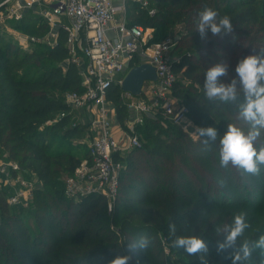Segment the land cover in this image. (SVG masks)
<instances>
[{
  "label": "trees",
  "instance_id": "1",
  "mask_svg": "<svg viewBox=\"0 0 264 264\" xmlns=\"http://www.w3.org/2000/svg\"><path fill=\"white\" fill-rule=\"evenodd\" d=\"M3 1L0 0V4ZM151 1L157 3L153 14L141 3L129 0L134 13L127 19L130 24L153 28L152 41L165 39L162 37L164 30L158 29L160 26L185 25L179 44L187 50L173 60V68L187 81H198L203 86L207 68L226 60L229 78L221 80L228 83L236 75L235 67L240 59L264 49V0ZM4 6L0 5V11ZM205 6L216 10L220 16L231 18L238 38L235 43L231 36L212 37L210 32L208 41H201L195 25L198 13ZM29 19L35 24L31 28L26 23L30 33L43 35L48 32L49 23L41 21L42 17L31 19L23 15L19 21ZM2 41L0 33V145L8 147L12 155L21 153L22 157L16 160L36 172L43 185L35 189L36 208L33 211L30 206H9L6 193H0V251H8L0 264H108L117 255L126 254L121 245L140 233L150 235L153 244L147 252H134L131 264H167L160 233L167 240L171 253L180 256L176 259L179 264H200L197 256H189L183 249L172 247L170 223L176 224L177 235L196 234L206 240L210 250L208 264H231L227 253L218 255L216 252L217 242L223 237L216 235L215 228L231 223L234 215L240 212L246 214L250 227L239 239V244L245 240L254 242L264 235V166L259 176H241L231 165L227 170L221 168L219 138L227 128L205 112L213 109L249 126L238 115L242 93L236 104L217 105L201 98L197 88L174 91L194 121L201 127L217 129L216 144L210 148L214 154L205 158L194 151L189 155L188 143L173 132L169 133L171 137L153 136L152 129L146 128L156 124L158 117L146 116L136 131L144 124L146 128L142 132L150 143L143 141L131 150H145L155 175L147 178L135 173V169L126 171L123 168L114 209L112 212L101 209L100 216L92 212L106 205L101 197L91 195L75 201L65 197L62 190L58 168L63 167L70 174L82 156L47 145L50 132L63 133V136L80 133L79 126L71 125V106L64 97L68 91H82L77 66L69 61L65 31L60 29L52 46L39 45L26 51L11 49L13 53H6V43ZM121 94L122 89L117 85L107 91L108 99L116 106L117 120L125 127L130 112ZM254 146L257 150L264 147V129ZM131 157L130 151L124 164L129 163ZM220 179L226 180L225 187L218 183ZM26 211L32 213L28 212L36 228L24 225ZM89 216H92V223L87 230H77L80 221ZM245 264H264V251L255 249Z\"/></svg>",
  "mask_w": 264,
  "mask_h": 264
},
{
  "label": "built area",
  "instance_id": "2",
  "mask_svg": "<svg viewBox=\"0 0 264 264\" xmlns=\"http://www.w3.org/2000/svg\"><path fill=\"white\" fill-rule=\"evenodd\" d=\"M15 1V2H14ZM129 0H51L45 2L49 22L65 19L60 27L66 33L69 61L73 62L82 78V91H68L65 101L74 109L90 114L96 135L74 171L63 180L65 197L80 201L87 196H99L113 211L119 192L124 158L131 149L140 146L137 125L146 116L159 113L181 120L188 108L175 103L173 91L178 74L173 68V41L170 38L152 41V28L130 24L127 19ZM141 3L143 0H131ZM14 2L11 13L15 19L23 16L25 8L42 5L44 0H4ZM150 14L154 9L149 10ZM148 62L156 68L157 79L147 80L143 92L134 96L122 91V98L130 112L122 127L117 120L115 104L107 91L117 85L136 64ZM64 114V113H62ZM51 120L50 122H53ZM21 165L8 158L0 159V192L6 193L12 207L30 205L34 186L18 176ZM21 183L23 186H19ZM29 185V186H25ZM25 186V187H24ZM12 188L13 191H9ZM1 219V212H0Z\"/></svg>",
  "mask_w": 264,
  "mask_h": 264
},
{
  "label": "clouds",
  "instance_id": "3",
  "mask_svg": "<svg viewBox=\"0 0 264 264\" xmlns=\"http://www.w3.org/2000/svg\"><path fill=\"white\" fill-rule=\"evenodd\" d=\"M195 30L199 33L202 42H207L209 32L212 37L231 36L232 42L238 39L234 34L231 18L205 6L198 13ZM236 75L230 82H222L221 78H229V63L221 60L207 68L203 85L204 96L209 103L217 105L236 104L243 95V101L238 104L239 118L249 125L245 132L242 128L228 124L227 131L219 138V165L228 169L229 165L241 175L259 176L264 166V147L259 150L254 146L264 129V49L259 54L248 55L240 59L235 67ZM191 122H189L190 126ZM184 131H188L185 126ZM193 136L202 138L205 149H210L216 144L218 132L215 127H196ZM221 187L226 186V180L218 181ZM250 225L246 222L243 212L234 215L231 223H225L215 228L217 236L223 239L217 242V254L227 253L231 264H245L250 261L253 251H264V235L252 242L245 240L239 244V239L244 235ZM169 237L172 247L183 249L189 256H197L200 264H208L207 256L209 247L206 240L196 234L177 235L175 223L169 224ZM153 244L152 237L147 233H140L131 240L121 245L126 254L117 255L108 264H131L132 254L136 251L147 252Z\"/></svg>",
  "mask_w": 264,
  "mask_h": 264
},
{
  "label": "rangeland",
  "instance_id": "4",
  "mask_svg": "<svg viewBox=\"0 0 264 264\" xmlns=\"http://www.w3.org/2000/svg\"><path fill=\"white\" fill-rule=\"evenodd\" d=\"M146 2V8L149 9H155L157 3L152 2L151 0H143ZM15 2V1H14ZM8 3L2 8V11H0V33H1V38H3L4 43H6V53L10 52H18L20 49L21 51H26L27 49H30L31 47H39V45L43 46H52L56 41H57V33L56 31L52 30V27L50 24H48L49 29L46 34H32L30 33L31 31L26 30V23L29 24V26L32 28V25L34 27V21L25 20V21H19V19H15L11 13V7L14 4ZM133 7L132 2L127 1V16L130 14H133L134 10L131 8ZM41 9L46 12V7L45 5L42 4ZM47 17L48 14L44 16V18L41 21H46L47 22ZM158 29H162L163 34L162 37L165 39L170 38L173 41L174 47L172 50V57L173 60L179 59L181 56V52L187 50V47L182 46L179 44V40L181 39L183 33L185 32V25L182 23H176L172 24L169 26H160ZM153 31V28L151 29ZM8 49V50H7ZM12 49V51H11ZM259 54V53H255ZM21 56V55H20ZM178 74V83L175 86L174 91H179L182 88L183 89H190L193 91L194 89H198L197 92H199L198 95L202 96L201 98H205L204 96V90L203 86L200 82L196 81H187L182 78V75ZM173 91V99H175V103H182L177 96L174 94L175 92ZM123 101L127 100L123 96ZM125 102V101H124ZM204 105V104H202ZM201 109H205L204 106H201ZM189 111V110H188ZM186 112L184 117L179 120V121H174L170 116H167L163 113H159L157 115L158 122L154 124L151 128L150 127H144L143 125L138 126V130L136 131L137 135H139L140 139V145L143 143V141H147L150 143V139L145 140L144 135H143V130L146 129H152V135L155 136H160L163 138L166 137H171L170 132H173V134H176L180 137V139H184L186 143H188V146L190 148L189 155H193L194 151L197 153L199 156L203 157H209L214 154V151L210 149H205V146L202 142V138H197L193 136L191 132L195 131L196 127H201L194 119L192 118L190 112ZM209 114L210 117H213L221 126L227 128L228 124H234L240 128H242L245 132L249 130V126H246L245 123L242 121H238L237 119H229L227 118L224 114H220L218 112H214V110H205V112ZM71 125L73 126H79L80 128V133L77 135H72V136H63V133H56V132H50L48 136V143L49 147L51 149H65V150H71L73 153H75L77 156H83L88 149L90 141L93 139V137L97 134L95 131V128L91 125V117L90 114L86 112H82L81 110L74 109L71 111ZM60 113H57L59 115ZM189 122H191L189 126ZM50 123V122H49ZM185 126H188V131H184ZM172 134V135H173ZM131 151V159L129 163L125 162L124 165V170L126 171H131L132 169H135V173L140 174V175H146L145 177L149 178L152 176L153 173V166H151V163H149V158L148 154L145 152L144 149L142 148H137ZM12 151L8 147H4L0 145V159L8 158L12 159L16 162H18L21 165V170L18 173V176L22 177V179L27 183L31 184L34 186L33 189V197L35 193V189L37 187H40L43 185L41 180L39 179L38 175L36 172H34L32 169L28 168L24 163H20V161L16 160V158H21L22 154H17V155H12ZM128 159V157H127ZM126 159V160H127ZM58 167V166H57ZM60 170V176L59 179H61V185L63 183V180L68 177L69 173L66 172L65 168L59 167ZM155 175V174H154ZM124 180V178H123ZM19 186H23L21 183L18 184ZM29 186V185H25ZM24 186V187H25ZM9 191H13L12 188L9 189ZM2 194V192H0ZM30 198V207L26 206V208L29 207L30 210H35L36 204L34 202V198ZM106 203V202H104ZM64 205V203H63ZM102 210H107L108 205H100L97 209H95L92 213L99 215L100 211ZM30 213V211H28ZM27 213L25 216V221L24 225H28L30 229H34L35 227V222L32 221V216L30 214L32 213ZM93 214V215H94ZM95 215V216H97ZM102 213H100V216ZM107 215V213H106ZM94 216V217H95ZM92 223V216H89L87 218H83L78 226L76 227L77 230H80V232L86 231L88 226ZM115 226L113 225V228ZM160 241L161 245L163 248V254L166 259L167 264H179L177 262V258L180 257L179 255L172 254L169 248V244L167 240L164 238L163 234L160 233ZM7 242V241H6ZM8 253V251H0V261L3 260L4 256Z\"/></svg>",
  "mask_w": 264,
  "mask_h": 264
},
{
  "label": "water",
  "instance_id": "5",
  "mask_svg": "<svg viewBox=\"0 0 264 264\" xmlns=\"http://www.w3.org/2000/svg\"><path fill=\"white\" fill-rule=\"evenodd\" d=\"M156 79V68L148 62H143L131 67L121 81V89L122 91L129 92L134 96H139L143 92L144 82Z\"/></svg>",
  "mask_w": 264,
  "mask_h": 264
},
{
  "label": "crops",
  "instance_id": "6",
  "mask_svg": "<svg viewBox=\"0 0 264 264\" xmlns=\"http://www.w3.org/2000/svg\"><path fill=\"white\" fill-rule=\"evenodd\" d=\"M26 0H16V3H23L25 2ZM48 1H51V0H44L43 2V5H46L45 2H48ZM41 6L40 4H34L33 7H29V8H25L22 13L23 15H27V17H30L31 19H38L40 17L44 18V16L47 14V12L43 11L41 9ZM46 7V6H45ZM46 10V9H45ZM49 16L47 17V22L50 24V26L52 27V30L53 31H56L57 33V38H58V33L61 29L60 27V22H65V19H54V22H49L48 20Z\"/></svg>",
  "mask_w": 264,
  "mask_h": 264
}]
</instances>
